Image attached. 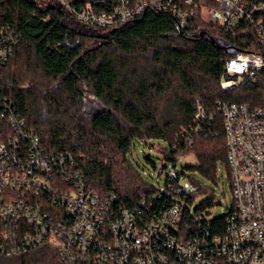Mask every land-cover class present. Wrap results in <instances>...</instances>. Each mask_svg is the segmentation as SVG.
I'll return each instance as SVG.
<instances>
[{"label":"trees","instance_id":"16d2710c","mask_svg":"<svg viewBox=\"0 0 264 264\" xmlns=\"http://www.w3.org/2000/svg\"><path fill=\"white\" fill-rule=\"evenodd\" d=\"M0 26L20 37L11 58L0 63V100L15 104L48 151L74 158L87 191L112 195L132 210L170 204L172 198L153 199L158 189L136 169L134 153L143 146L169 154L174 166L193 155L196 163L187 169L212 185L219 184L221 168L230 180L219 102L261 107L264 72L230 93L222 91L221 81L234 55L230 48L261 49L253 32L230 35L215 24L182 30L174 16L155 12L99 29L77 22L55 0H0ZM191 184L198 189L192 196L205 197L197 215L219 204V194L206 184ZM188 210L185 232L194 223ZM226 218L202 222L221 235ZM0 264L66 263L43 245L0 256Z\"/></svg>","mask_w":264,"mask_h":264},{"label":"built area","instance_id":"2783aa9c","mask_svg":"<svg viewBox=\"0 0 264 264\" xmlns=\"http://www.w3.org/2000/svg\"><path fill=\"white\" fill-rule=\"evenodd\" d=\"M55 2L77 22L99 29L112 30L155 12L174 16L182 30L200 24L218 25L230 35L249 30L261 49L230 57L221 89L233 92L264 72V0ZM19 39L0 26V63L11 58ZM262 103L219 102L234 203L226 211L225 232L216 235L203 220H194L190 232L183 229L188 208L183 197L197 195L198 189L181 184L184 174L177 166L153 196L155 201L172 198L170 204L121 207L112 195L87 191L74 158L48 151L15 104L0 100V256L46 245L66 264H264V97ZM197 112V120L204 119L201 105Z\"/></svg>","mask_w":264,"mask_h":264},{"label":"rangeland","instance_id":"374dc122","mask_svg":"<svg viewBox=\"0 0 264 264\" xmlns=\"http://www.w3.org/2000/svg\"><path fill=\"white\" fill-rule=\"evenodd\" d=\"M147 158H149L151 162H148L146 160ZM195 163L196 160L193 155L179 158L177 162V169L180 172L184 173L180 180L181 184L184 187H186L188 183H191L192 181L206 184L207 187L219 194V204L212 209H207L201 214L199 213V215H197L196 210L201 206V204L205 200V197L191 196L188 198V200H186L187 197L185 196V199L182 200V204L188 207L190 215L194 218V220H214L223 217L226 214L227 208L233 206L234 203L228 179L224 171L221 168L218 176L219 184L215 186L208 182H205L202 178L199 177V175L187 169L188 167L195 165ZM134 164L138 172L144 178V181L151 186L156 187L157 189L163 188L166 185L168 171L174 166V163L169 160V154L167 155L156 151H151L148 147L145 146H143L142 148H137L136 152L134 153ZM154 166L156 167V169L154 168ZM161 168H163L162 173L160 172Z\"/></svg>","mask_w":264,"mask_h":264},{"label":"water","instance_id":"95a60500","mask_svg":"<svg viewBox=\"0 0 264 264\" xmlns=\"http://www.w3.org/2000/svg\"><path fill=\"white\" fill-rule=\"evenodd\" d=\"M230 50H231L232 54H236V53L239 52V51H238L237 49H235V48H230ZM160 172H161V173L163 172V168L160 169Z\"/></svg>","mask_w":264,"mask_h":264}]
</instances>
